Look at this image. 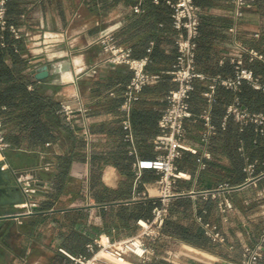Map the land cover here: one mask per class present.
<instances>
[{"label":"crops","instance_id":"1","mask_svg":"<svg viewBox=\"0 0 264 264\" xmlns=\"http://www.w3.org/2000/svg\"><path fill=\"white\" fill-rule=\"evenodd\" d=\"M194 1L201 17L196 62L205 79L195 82L191 110L198 115L209 109L213 123L220 126L235 92L216 86L212 103L204 92L210 89L212 78L234 75L231 58L236 42L263 55L252 59L246 53L243 59L264 84V0H250L242 17L236 14L234 0ZM8 3L10 23L28 34V47L23 39L24 56L33 60L28 67L32 76L28 90H33L31 80H37L43 95L58 104L80 99L90 112L86 119L77 112L71 121L59 113L60 120L52 124L45 140L31 130H21L18 118L4 123L5 136H17L18 142L5 150L4 163L31 173L35 193L27 197L17 176L5 167L18 190L7 193L17 203L3 213L7 217L0 218V264H70L60 248L85 254L86 244L99 234H110L113 239L130 237L139 231L137 219L151 216L152 206L145 202L161 194L158 174L144 168L137 176L133 162L153 159L159 153L154 141L160 134L165 98L177 85L164 80L147 86L130 110L123 111L122 92L131 70L125 65L100 64L96 41L112 33L117 43L132 47L135 56L149 54L151 71L168 70L177 56L172 10L164 1L155 4L152 0ZM138 4L143 11L135 10ZM5 45L0 30V47ZM66 61L71 64L68 70L63 69ZM5 62L11 64L8 57ZM43 64L53 73L38 80L35 73ZM67 73L71 75L65 79ZM111 90L116 94L110 95ZM225 90L230 93L227 98ZM254 91L249 101L255 103L258 98L254 110L264 112V91ZM43 121L48 123L45 116ZM85 121L92 133L90 142L82 132ZM187 127L198 153L187 151L177 160L188 176L174 185L176 194L170 199L162 240L150 243L156 254L153 264H242L245 248L256 244L264 228V156L251 158L245 141L235 136L214 135L208 143H201V119ZM208 152L211 159L206 157ZM251 162L254 170H246ZM213 190H219L217 196L210 193ZM225 199L233 207L223 213L219 203ZM31 202L37 205L27 213L26 203ZM207 224L225 240L216 242L207 235ZM258 264H264V255Z\"/></svg>","mask_w":264,"mask_h":264},{"label":"built area","instance_id":"2","mask_svg":"<svg viewBox=\"0 0 264 264\" xmlns=\"http://www.w3.org/2000/svg\"><path fill=\"white\" fill-rule=\"evenodd\" d=\"M155 4L164 1L172 10V27L176 33L177 56L174 64L168 70L162 72L151 71L148 66L152 59L149 54L138 57L133 53L130 46L119 44L115 41L112 33H107L98 38L96 43L100 46V64L125 65L131 70V77L126 84L122 96L124 102L121 106L123 111H129L133 102L139 99L140 93L145 86L153 85L164 76H170L176 82V87L171 89L166 95V106L162 110L159 121L160 134L155 138V149L159 152L153 159L137 158L133 162V170L137 176L142 174L144 168H152L158 174L156 182L161 186V194L158 198H152V215L148 218L140 217L137 219L139 231L126 238L113 239L110 234H99L86 244L85 254H73L65 248L59 250L70 260V264H153L155 251L151 246L152 241H160L163 238V227L165 219L169 213L170 199L176 194L174 185L178 179L186 178L187 172L180 169L177 160L184 152L198 153V148L188 138L189 122H196L198 119L203 121L204 129L200 134L199 141L203 144L209 142L210 138L218 134L219 128L225 130L229 119H233L241 127L254 125L255 130L264 134V112L253 111L245 106L238 96V92L244 82L255 89L264 91V84L252 69L244 65V54H250L251 58H263L258 51L249 49L241 42L235 43V55L231 62L234 66V75L230 77L216 76L212 78L210 89L204 92L209 103L215 100V88L218 85L235 92L234 100L228 104L223 115L220 127L212 122V115L209 109L203 110L200 114H195L191 110L190 99L195 82L197 79H205V75L198 71L197 57V38L200 33L201 17L200 8L194 0H152ZM236 14L244 16V9L251 6L250 0H234ZM6 0H0V28L5 30L7 27L18 39H24L28 34H23L15 25H8L6 19ZM135 10L143 11L140 4L135 6ZM26 46L28 43L25 40ZM30 62H33L31 60ZM29 88H33L30 84ZM110 95L116 92L111 90ZM79 112L84 119L88 118L90 107L80 99L76 103L61 102L58 113L63 114L66 120L71 121L72 116ZM125 126L130 127L129 120L125 121ZM87 142L92 139L90 126L85 121L82 130ZM130 138V135H127ZM6 140L3 123L0 121V161L3 168L7 167L17 176L23 192L28 197L35 193L34 176L25 171L8 166L4 163L5 150L10 147ZM243 151V148H240ZM134 154V150L130 151ZM206 157L211 159L212 154L206 153ZM247 159L249 157L247 156ZM255 163L251 162L245 168L253 171ZM217 196L219 190L210 192ZM36 202L26 203L27 213L33 212ZM233 207L229 199L219 203V209L225 213ZM7 217V216H4ZM3 218V217H2ZM216 242H223V235L208 224L205 230ZM264 255V228L259 240L253 246H247L243 252L242 264H258Z\"/></svg>","mask_w":264,"mask_h":264},{"label":"trees","instance_id":"3","mask_svg":"<svg viewBox=\"0 0 264 264\" xmlns=\"http://www.w3.org/2000/svg\"><path fill=\"white\" fill-rule=\"evenodd\" d=\"M6 7V19L8 25H10L11 23L8 19V0H6ZM0 30L6 42L4 48L0 47V121H2L4 126V123L9 122L11 118H18L20 119L21 130H31V133L33 135L35 134L38 139L45 140V138H47L51 133L52 124L57 123L60 120V114L58 113L60 104H58V102L53 100L51 97L45 96L42 92H40V88L37 86V80H31L33 90H28L27 84L30 79H32V76H29L31 71H28V67L31 65L29 63H32L30 62L32 59L24 56V41L23 39H15L12 37L9 27L5 30L0 28ZM7 57L11 61L10 65L5 62ZM164 80H171V78L170 76H164L161 81ZM254 90L261 89H255L251 85L244 82L237 94L245 106L249 107L253 111H258L254 109L257 107L259 99L257 98V100L254 101L255 103H251L249 101V99L254 95ZM229 94L230 93L225 90L226 98L229 97ZM227 106L228 105H226V107ZM44 116L47 118L48 123L43 121ZM219 134H223L227 137L235 136V138L245 141V144L250 149L248 150L251 158L260 159L264 156V135L257 132L252 124L245 126L241 130L238 123H236L233 119H229L225 130L219 128L217 135ZM5 137L11 144L10 146L18 143L17 136L7 134ZM252 140H255L253 143L254 146H251ZM145 204H150L153 208L151 199L146 200Z\"/></svg>","mask_w":264,"mask_h":264},{"label":"water","instance_id":"4","mask_svg":"<svg viewBox=\"0 0 264 264\" xmlns=\"http://www.w3.org/2000/svg\"><path fill=\"white\" fill-rule=\"evenodd\" d=\"M71 67L69 61L64 62L63 69L68 70ZM58 69H56V72ZM53 72L51 71L48 64H43L40 66L35 73V78L38 80H43L48 78ZM12 190H18L17 186H15L14 180L10 175L7 168H3V162L0 161V218L4 217L3 213H7L10 209L14 208L15 203L17 201L10 200L7 193Z\"/></svg>","mask_w":264,"mask_h":264},{"label":"bare ground","instance_id":"5","mask_svg":"<svg viewBox=\"0 0 264 264\" xmlns=\"http://www.w3.org/2000/svg\"><path fill=\"white\" fill-rule=\"evenodd\" d=\"M71 74L70 73H67L66 75H65V79L67 78V77H69ZM2 156H1V154H0V158H1Z\"/></svg>","mask_w":264,"mask_h":264}]
</instances>
